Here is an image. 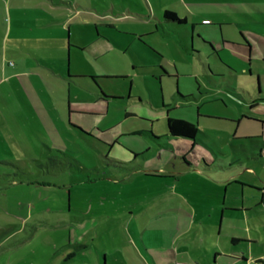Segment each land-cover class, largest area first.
<instances>
[{
  "label": "rangeland",
  "instance_id": "obj_1",
  "mask_svg": "<svg viewBox=\"0 0 264 264\" xmlns=\"http://www.w3.org/2000/svg\"><path fill=\"white\" fill-rule=\"evenodd\" d=\"M140 1L145 15H141V11L133 15L139 21L115 24L122 33H152L144 39L161 54L165 61L162 64L166 69H173L175 65L179 70L177 73L179 78L171 80L161 77L159 83V78L153 77L149 70L138 74L132 69L129 54L113 40L105 37L104 40L110 44V48L104 60H96L88 52L80 53L72 49L69 62L72 74L95 73L98 76L125 79L99 81L100 86L110 92V97L121 99L110 102L108 111L100 105L101 102H94L93 94L71 86V104L81 105L84 107L83 110L91 113L108 112L107 117L72 115L71 123L75 126L81 124L85 130L93 127L102 130L110 128V135L116 137L121 149L127 152H142L149 146L148 141L143 136L129 133V130L148 131L149 124L143 122V119L147 118L146 120L153 122L154 133L161 135L165 131L167 115L181 118L198 127L197 144L204 150L212 156H216V153L222 150L229 156L220 163L226 170L206 177L194 171L177 173L175 171L177 165H174L173 160H168L164 163L166 170H141L140 174L154 176L142 177L141 185L123 187L125 180H121L119 176L124 174H119L111 168L106 176L119 181V184L111 183L110 179H98L95 173L91 174V177L96 179L88 181L89 175L75 166V160L86 168H92L95 162L88 154L93 152L87 144L93 145L94 140L89 137L78 138L66 125L70 89L63 87L61 89L64 92H60L47 85L45 78L38 79L36 67L32 66L36 65V60L21 48V45L33 43L42 57L50 54V50L39 43L43 40L32 36L33 33H38L40 28L29 23L32 26L30 30H26L14 21L12 30L16 31L12 32L9 41L5 42L0 32V79L4 76L3 62H6L8 69L5 74L7 77L10 74L22 73L25 76L19 77L17 81H7L0 86V198L4 199L6 187L9 185L5 182L7 180L3 179V175L15 176L18 171L26 173L33 182L44 183L51 188L55 186L50 191L45 190L46 194L52 195L54 191L64 193L62 207L66 211L68 207L70 208L69 217L72 221L82 225L93 223V227L84 226L82 230L73 231L69 238L67 237L69 233L60 232L61 239L66 242H79L100 249L104 243L111 247L113 241L126 245L131 241L129 230L132 225L136 224L137 230L141 223L146 224V227L175 226L182 230L194 222L203 233L202 225L207 224L214 216L202 215L199 211H213L222 193H226V200L229 201L235 192L239 194L241 192L245 202H250V199H257L264 192V45L251 35L264 36V24L255 21L259 15L246 4L245 9L252 14L254 20L228 8L232 19L238 23L228 21V24L225 25L223 22L220 26L221 19L217 10L203 5L199 10H194L199 16L191 18L182 3L164 2L162 11L164 8L173 9L180 19L185 16L188 20L182 32L172 37L159 26L157 12L152 13L149 5L144 0ZM98 4L104 6V3ZM31 5L39 6L37 9L39 11L45 8L42 3H19V11L28 12ZM261 5L264 8V3ZM57 7L69 11L68 15L73 12L71 8H64L63 5ZM83 16L73 18L72 21L81 23L85 20ZM203 19L205 22H202ZM206 23L214 24V27L201 30V36L205 42H211L216 47L221 61L214 56H207L209 50L200 48L198 43L192 48L195 53H187L185 50L187 46L185 37L189 36L191 24ZM2 27L3 23L0 22V29ZM23 31H27V34H20ZM99 31L102 32L101 29ZM104 31L113 32L110 29ZM240 31L254 45L251 60L231 45L234 42H243L239 35ZM122 33H112L111 37L124 43L126 36ZM195 35L194 32V38ZM132 46L142 59L148 58L149 53L145 49H139L136 43H132ZM13 49L15 51H12ZM187 49L190 51L189 47ZM221 62L227 64L230 69L227 66L222 67ZM174 74L168 73L167 76H175ZM23 79L25 82L21 85L18 81ZM48 91L52 97H49ZM115 92L120 95L113 94ZM128 93L130 98L139 97L140 102L128 100ZM57 109L65 112V117L61 121L56 119L59 116ZM60 128L65 129V132ZM95 133L98 131L95 130ZM100 148L103 156L107 159L112 157L107 147ZM96 153L99 154L97 151ZM237 155L240 157L238 161L234 158ZM178 159L182 166L181 157ZM218 159L223 160V156H219ZM126 160L128 159L122 157L117 159L118 162ZM136 160L141 164L153 165L155 157L147 159L138 157ZM160 175L179 176L180 181H175L178 189L171 190L170 178L162 179L158 177ZM28 187L32 188L33 185L23 189ZM36 187L35 190L39 191ZM194 188L198 189L197 193H193ZM68 191L71 193L69 203ZM19 199L20 203L25 202L24 199ZM50 204L49 200L46 201L47 206ZM153 207L154 210H151ZM257 208L260 209L259 212L252 210L244 214L231 215L234 217L224 213L223 229L228 228L231 232L241 231L242 237L246 238L248 219L249 224H257L260 227L264 238V203H261V199ZM158 209L169 212L171 218L151 225L150 215ZM235 209L239 210L241 207ZM146 213L147 216L143 218ZM54 217L56 216L52 213L45 212L35 215V220L45 221L46 224L49 223L48 226L53 227L56 219ZM215 219L219 220L220 214H217ZM252 232L256 236L254 229ZM225 236L222 232L220 236L222 241Z\"/></svg>",
  "mask_w": 264,
  "mask_h": 264
},
{
  "label": "crops",
  "instance_id": "obj_2",
  "mask_svg": "<svg viewBox=\"0 0 264 264\" xmlns=\"http://www.w3.org/2000/svg\"><path fill=\"white\" fill-rule=\"evenodd\" d=\"M153 12H157V21L162 30L168 36H175L182 32V29L186 27L188 20L184 16L185 23L177 25L173 22L166 21L162 18L164 11H172L177 16V12L173 9L164 8L162 11V3L177 2L182 3L187 9L191 18L199 16L194 10L205 5L208 8L217 10L220 14V26L228 21L238 23L233 20L228 13V8L231 11H235L237 14H241L243 17L254 20L252 14L245 9V5H249L259 15V18L255 21L264 24V8L261 3L264 0H144ZM19 3H39L43 5L41 11L37 10L39 6H30L28 12L19 11ZM98 3H104V6H100ZM136 0H0V22L3 23V27L0 29L1 36L5 42L9 41L10 35L16 30L13 29V23L22 25L26 30H30L33 27L40 28L39 32L33 33L32 36L40 40L39 43L44 48L50 50V54L42 57L36 46L33 43L21 45L22 50L31 54L36 60L37 77L45 78L47 85L52 86L55 90L64 92L63 87L69 88L68 98V111L67 119L71 123L72 115L79 116H98L107 117L110 102L120 101V98L110 97V92H107L100 86V80H110V76H98L95 73L85 74H72L69 67L71 50L76 52L85 53L88 52L94 59H105L110 44L104 40V37L122 48L130 56V63L133 70L141 74L145 70H149L153 77L159 78L167 77L171 80L178 79V71L173 65V69H166L162 63H165L161 54L154 50L144 39L145 36L151 35L144 33H122L119 27L115 24L117 22L125 21H139L133 17L136 13L145 15L144 8ZM199 3V4H198ZM203 3V4H202ZM63 5L64 8H71L73 12L68 15L63 9H59L57 6ZM104 9V10H100ZM194 8V9H193ZM141 11V12H139ZM21 12V13H20ZM84 15V21L79 23L72 21L73 18ZM179 18V17H178ZM202 22H205L203 19ZM208 23V22H207ZM194 25L191 24L189 36H186L187 46L185 50L187 53H195L192 48L194 44L198 43L202 49L209 50L207 56H214L221 61L219 52L211 42H206L211 45L212 49L205 42L201 36L200 31L206 28L214 27L209 24ZM102 30L99 31V30ZM112 30L113 32H106L104 30ZM34 32V30H32ZM101 32V33H100ZM195 32V38H194ZM221 32V31H220ZM112 33L124 34L126 41L124 43L118 42L115 38H112ZM17 34V33H15ZM20 34H27V31H23ZM221 34V33H220ZM242 43H231L232 47L239 50L243 56L248 57L251 60L252 53L254 51V45L249 42L242 31L239 32ZM252 37L259 43L264 45V36L251 34ZM222 38V36H221ZM118 42V43H117ZM132 43H136L139 49H145L149 55L148 58L142 59L134 50ZM24 46V47H23ZM190 51H188V48ZM12 51H15L13 49ZM264 52V51H263ZM264 58V57H263ZM4 76L0 79V86L4 83L17 81L19 77H24L25 74H10L8 77L5 75L8 71L6 62H3ZM222 67H226L224 62H221ZM229 69L230 67L227 66ZM35 70H33L35 72ZM175 73H173V72ZM33 73V72H32ZM174 74L175 76H167V74ZM85 77V78H75ZM88 77H95V82ZM123 78H113L112 80H124ZM21 85H24V79L18 81ZM63 84V85H62ZM62 85V87L60 86ZM71 86L75 88H81L94 95V102H101V106L107 109L106 113H91L83 110L81 105L71 104ZM177 90V88H176ZM51 91V90H50ZM50 91L47 92L49 97H52ZM108 91L110 89L108 88ZM101 93L109 98H104ZM118 94L120 93H113ZM128 100L133 99L140 102L139 97H129ZM181 97V96H179ZM12 98V97H11ZM116 98V99H114ZM183 98V97H181ZM48 103V102H47ZM49 104V103H48ZM56 109V108H55ZM59 114L56 119L63 120L65 112L61 109H57ZM165 117V131L158 135L152 130L153 122L151 120L143 119V122L149 124L148 131L129 130V133L140 135L146 138L149 143L146 150L142 152L132 151L127 152L121 149V146L115 136L110 135V128L102 130L100 128H91L85 130L81 124L78 126H70L68 122L66 125L70 127L74 134L81 139L86 137L91 138L92 144L87 146L93 152L88 154L91 160L95 162L92 168H86L75 160V166L78 167L83 173L88 174V181L96 178L91 177L95 173V177L103 178L104 180L110 179L106 176L109 169L117 171L121 180L124 181L123 187H131L133 185L143 184L142 177H154L152 175L140 174L141 170H166L165 162L173 160L177 173L182 171H194L202 174L203 176H210L218 172H223L226 167L220 165L224 162L228 155L224 154L222 150L216 153V156H212L204 148L197 144L198 138L196 136L194 141L185 139H172L168 137L166 128ZM173 118V117H170ZM181 119V118H176ZM184 120V119H183ZM187 121V120H186ZM63 123V122H61ZM75 127L80 128L82 132ZM65 132V129L60 128ZM95 130L98 133H95ZM107 132V133H106ZM108 134V135H105ZM97 142V143H96ZM100 147H107L109 154L112 155L110 159L103 156V151ZM95 149V150H93ZM246 149V148H244ZM96 151L99 153L97 154ZM146 151V152H145ZM264 151V150H263ZM147 156H145V154ZM262 156V152L260 153ZM155 157L153 165L141 164L137 161L138 157L147 159V157ZM181 157V165L178 157ZM219 156H223V160L218 159ZM122 157L128 159L125 162H118L117 159ZM247 157V156H246ZM236 161L240 160L237 155ZM74 160V159H73ZM259 163H256L258 165ZM123 166V167H121ZM127 166V167H124ZM180 166V167H178ZM171 170V169H169ZM139 173V174H138ZM92 174V175H91ZM111 175V174H110ZM3 179L7 180V191L4 199L0 198V264H264V238L260 227L249 224L243 238L240 234L241 231L236 232L223 229L222 222L224 221V213H229V217H234L237 213H247L252 210L259 212L257 208L261 203H264V192L257 199H250V202H245L240 192H235L227 201L226 193H222L218 197V203L211 210L199 211L202 215H213L214 218L210 219L207 224H204L203 233L201 228L196 227L195 223H190L185 229L180 230L175 226L163 227V226H149L146 224H140V228H137L136 224L132 225L129 230L131 235V241L126 245L123 243L111 242V247L106 245L102 246V249L93 247L91 245L82 244L79 242H66L61 239L60 232L69 233L76 230L84 229V226H92V224L82 225L77 221L70 219V208L67 211L62 207V201L65 199L64 193H57L54 191L52 195L46 194L53 186H47L42 183L33 182L26 173L17 172L15 176L3 175ZM108 177V178H107ZM162 179L171 180V190L176 191L178 185H175V181H180L179 176H158ZM28 178V179H27ZM111 183L119 184V181L111 180ZM239 185V183L234 182ZM32 188L27 186H32ZM35 185H41L42 187H36ZM242 185V184H240ZM35 187L39 191L35 190ZM15 190H14V189ZM254 189V188H252ZM11 192V193H10ZM198 189L194 188L193 193H197ZM14 194V195H13ZM163 195L164 193H160ZM24 199V203H20V199ZM71 199V193H67V201L69 203ZM5 200V201H4ZM50 201V206L46 205V201ZM20 206V207H17ZM239 210L235 208H240ZM154 210V207L151 208ZM154 214L150 215L152 224L158 223L164 219H170L169 212L163 209L156 210ZM48 212L55 215V226H48L45 221L35 220V215ZM195 213H197L194 210ZM220 214V219H215V216ZM147 216V213L143 215V218ZM196 216V215H195ZM135 220V219H134ZM218 220V221H217ZM93 221L94 220H90ZM135 223V222H133ZM134 226V228H133ZM93 227V226H92ZM252 229L256 232L254 236ZM225 233V237L222 241L221 233ZM110 247V254L108 249Z\"/></svg>",
  "mask_w": 264,
  "mask_h": 264
},
{
  "label": "trees",
  "instance_id": "obj_3",
  "mask_svg": "<svg viewBox=\"0 0 264 264\" xmlns=\"http://www.w3.org/2000/svg\"><path fill=\"white\" fill-rule=\"evenodd\" d=\"M162 18L166 21H169V22H173L177 25H181L183 23H185V19H180L178 18V16L172 12V11H164L163 14H162ZM204 44H207L210 49H212L211 45L204 42ZM213 50V49H212ZM75 78H85V77H75ZM90 78L92 81L95 82L96 78L95 77H88ZM108 78H119V77H108ZM122 78V77H120ZM101 95L104 97V98H109L107 96H105L103 93H101ZM116 99V98H114ZM68 124L70 126H73L71 123L68 122ZM74 127V126H73ZM77 130H79L80 132L81 129L80 128H77L75 127ZM166 128H167V133H168V137L169 138H172V139H185V140H189V141H194L199 130H198V127L189 122V121H186V120H183V119H176V118H170V117H167L166 119ZM84 133V132H82Z\"/></svg>",
  "mask_w": 264,
  "mask_h": 264
},
{
  "label": "built area",
  "instance_id": "obj_4",
  "mask_svg": "<svg viewBox=\"0 0 264 264\" xmlns=\"http://www.w3.org/2000/svg\"><path fill=\"white\" fill-rule=\"evenodd\" d=\"M256 264H259V262H257Z\"/></svg>",
  "mask_w": 264,
  "mask_h": 264
}]
</instances>
